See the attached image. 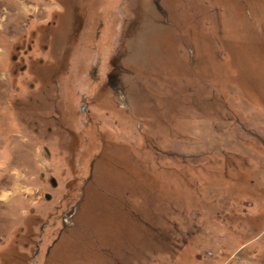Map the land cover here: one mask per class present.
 Returning a JSON list of instances; mask_svg holds the SVG:
<instances>
[{
	"label": "rangeland",
	"instance_id": "obj_1",
	"mask_svg": "<svg viewBox=\"0 0 264 264\" xmlns=\"http://www.w3.org/2000/svg\"><path fill=\"white\" fill-rule=\"evenodd\" d=\"M0 264H264V0H0Z\"/></svg>",
	"mask_w": 264,
	"mask_h": 264
}]
</instances>
